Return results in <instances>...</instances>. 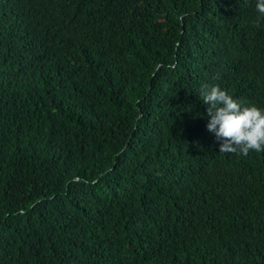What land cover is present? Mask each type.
Returning <instances> with one entry per match:
<instances>
[{
	"label": "trees",
	"instance_id": "1",
	"mask_svg": "<svg viewBox=\"0 0 264 264\" xmlns=\"http://www.w3.org/2000/svg\"><path fill=\"white\" fill-rule=\"evenodd\" d=\"M204 86L264 109L256 0H0V264H264Z\"/></svg>",
	"mask_w": 264,
	"mask_h": 264
},
{
	"label": "clouds",
	"instance_id": "2",
	"mask_svg": "<svg viewBox=\"0 0 264 264\" xmlns=\"http://www.w3.org/2000/svg\"><path fill=\"white\" fill-rule=\"evenodd\" d=\"M256 11L264 18V0H256ZM200 100L207 105V130L214 133L220 153L247 156L264 151V109L242 107L219 86H204Z\"/></svg>",
	"mask_w": 264,
	"mask_h": 264
}]
</instances>
